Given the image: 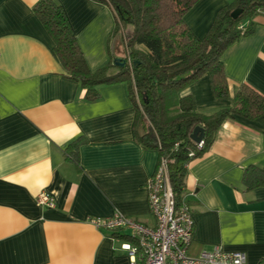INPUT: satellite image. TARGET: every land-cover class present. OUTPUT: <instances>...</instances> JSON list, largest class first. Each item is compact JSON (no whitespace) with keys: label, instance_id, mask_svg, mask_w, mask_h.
Masks as SVG:
<instances>
[{"label":"crops","instance_id":"crops-1","mask_svg":"<svg viewBox=\"0 0 264 264\" xmlns=\"http://www.w3.org/2000/svg\"><path fill=\"white\" fill-rule=\"evenodd\" d=\"M39 0H0V264H131L126 229L96 227L91 218L115 211L155 226L147 182L159 153L134 137L136 108L125 82L102 83L87 99L65 77L54 43L37 17ZM91 71L111 61V8L94 0H56ZM233 0H198L184 15L203 38L217 11ZM252 34L222 56L230 94L215 96L203 74L179 93L196 111L230 107L246 84L264 96V13ZM115 59L118 48L113 46ZM76 141L77 162L66 148ZM264 167V114L226 119L209 150L188 167L183 196L194 220L188 254L218 245L242 251L245 264L264 259V184L247 188L244 173ZM48 193L53 207L38 204Z\"/></svg>","mask_w":264,"mask_h":264},{"label":"trees","instance_id":"trees-1","mask_svg":"<svg viewBox=\"0 0 264 264\" xmlns=\"http://www.w3.org/2000/svg\"><path fill=\"white\" fill-rule=\"evenodd\" d=\"M108 5L115 27L109 36L111 61L91 71L67 16L56 0H39L34 11L54 43L63 75L78 81L87 99L97 97L102 83L125 82L136 108L134 137L144 148L156 149L166 161L169 181L178 202L184 201L189 165L211 147L226 119L253 120L264 114V96L246 84L233 94L230 107L209 114L195 110L190 95L179 93L203 74L211 77L215 96H229L222 56L239 38L252 34L253 18L264 13V0H233L221 7L206 35L197 38L184 20L198 0H94ZM241 13L232 18L231 12ZM125 32V34H124ZM120 45L123 66L115 65L112 48ZM129 59L130 64L127 62ZM203 128L202 143L191 140L194 127ZM79 141L65 150L77 162ZM247 188L264 184V167L250 166L244 173ZM134 242L130 235H124ZM259 264H264L261 259Z\"/></svg>","mask_w":264,"mask_h":264},{"label":"built area","instance_id":"built-area-1","mask_svg":"<svg viewBox=\"0 0 264 264\" xmlns=\"http://www.w3.org/2000/svg\"><path fill=\"white\" fill-rule=\"evenodd\" d=\"M127 62L130 64L129 59ZM202 143V141H201ZM199 143L198 145H200ZM149 210L155 226L139 223L119 211L106 218H91L96 227L116 231H130L133 243L121 245L131 264H245L242 251H226L216 245L191 256L187 250L194 232V220L189 204L178 202L169 181L164 158L159 159L155 173L147 182ZM37 202L53 207L54 200L48 193H40Z\"/></svg>","mask_w":264,"mask_h":264},{"label":"water","instance_id":"water-1","mask_svg":"<svg viewBox=\"0 0 264 264\" xmlns=\"http://www.w3.org/2000/svg\"><path fill=\"white\" fill-rule=\"evenodd\" d=\"M240 13H241V9L236 8L231 12V16H232V18H236ZM114 64L118 65V66H123L124 62L121 61L120 58H117V59H115ZM190 138L192 141H194L197 144L201 143L202 138H203V128L200 126L194 127V129L192 130V132L190 134Z\"/></svg>","mask_w":264,"mask_h":264},{"label":"rangeland","instance_id":"rangeland-1","mask_svg":"<svg viewBox=\"0 0 264 264\" xmlns=\"http://www.w3.org/2000/svg\"><path fill=\"white\" fill-rule=\"evenodd\" d=\"M124 34H125V32H124ZM116 45V47L118 48V54H119V56H120V54L122 53V50H121V48H120V45H118L117 43L115 44ZM114 45V46H115Z\"/></svg>","mask_w":264,"mask_h":264}]
</instances>
